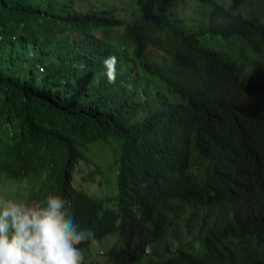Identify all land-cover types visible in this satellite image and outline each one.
I'll list each match as a JSON object with an SVG mask.
<instances>
[{"label": "trees", "instance_id": "obj_1", "mask_svg": "<svg viewBox=\"0 0 264 264\" xmlns=\"http://www.w3.org/2000/svg\"><path fill=\"white\" fill-rule=\"evenodd\" d=\"M0 187L104 264H264V0H0Z\"/></svg>", "mask_w": 264, "mask_h": 264}, {"label": "clouds", "instance_id": "obj_2", "mask_svg": "<svg viewBox=\"0 0 264 264\" xmlns=\"http://www.w3.org/2000/svg\"><path fill=\"white\" fill-rule=\"evenodd\" d=\"M117 63L115 55L103 60L109 83L116 81ZM84 242L95 244V231L80 228L59 195L48 194L43 203L0 198V264H83Z\"/></svg>", "mask_w": 264, "mask_h": 264}, {"label": "rangeland", "instance_id": "obj_3", "mask_svg": "<svg viewBox=\"0 0 264 264\" xmlns=\"http://www.w3.org/2000/svg\"><path fill=\"white\" fill-rule=\"evenodd\" d=\"M113 37V36H112ZM156 53V51H154ZM103 154V149L100 145H96V146H92L90 148V150L88 151V155L91 158H102ZM81 166L83 169L87 170L88 166H86V163H84L85 161H81ZM110 178V177H109ZM114 177H112L111 180H113ZM82 181H79V183H81ZM95 183V182H93ZM90 182H87V186H88V190H93L96 189L94 192H96L98 190V188H101V191H108L109 190V186L103 188V184H101L100 186H98L96 183L93 184ZM2 188L0 187V198L3 197H7L4 195L3 192H1ZM109 191H114V187L110 186V190ZM10 195V194H9ZM9 198H12L10 196H8ZM112 203V202H111ZM110 203V204H111ZM114 203H115V199H114ZM117 235V231L114 230L102 237H98L97 238V242L95 244H88L87 246H85L82 249L83 252V256H84V262H88V264H104V261L101 260L104 257V251H106V249L110 246V244L113 242V240L116 238Z\"/></svg>", "mask_w": 264, "mask_h": 264}]
</instances>
